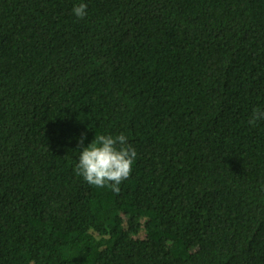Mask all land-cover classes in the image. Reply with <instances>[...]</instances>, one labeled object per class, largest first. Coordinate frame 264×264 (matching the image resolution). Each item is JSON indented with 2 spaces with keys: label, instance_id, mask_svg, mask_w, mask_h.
Returning <instances> with one entry per match:
<instances>
[{
  "label": "trees",
  "instance_id": "1",
  "mask_svg": "<svg viewBox=\"0 0 264 264\" xmlns=\"http://www.w3.org/2000/svg\"><path fill=\"white\" fill-rule=\"evenodd\" d=\"M256 108L264 0H0V264H264ZM121 133L119 192L76 174Z\"/></svg>",
  "mask_w": 264,
  "mask_h": 264
},
{
  "label": "clouds",
  "instance_id": "2",
  "mask_svg": "<svg viewBox=\"0 0 264 264\" xmlns=\"http://www.w3.org/2000/svg\"><path fill=\"white\" fill-rule=\"evenodd\" d=\"M87 7L86 3H80L73 8V13L82 19L87 15ZM260 120H264V109L256 108L249 123L254 126ZM83 139L82 136L81 144ZM136 157V149L127 142L123 133L116 136L96 134L95 139L80 151L75 171L90 185L101 188L107 185L119 192L121 182L132 173Z\"/></svg>",
  "mask_w": 264,
  "mask_h": 264
}]
</instances>
